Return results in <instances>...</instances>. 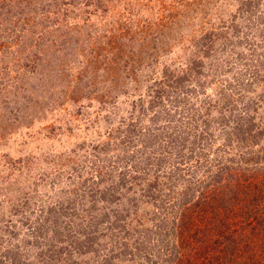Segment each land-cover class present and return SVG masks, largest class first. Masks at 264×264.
I'll use <instances>...</instances> for the list:
<instances>
[{
	"label": "rangeland",
	"instance_id": "1",
	"mask_svg": "<svg viewBox=\"0 0 264 264\" xmlns=\"http://www.w3.org/2000/svg\"><path fill=\"white\" fill-rule=\"evenodd\" d=\"M209 44L215 51L203 58ZM201 58L211 67L205 92L152 98L149 87L163 93L162 83L184 79ZM249 106L243 133L236 119ZM155 114L158 135L129 131L154 129ZM206 126L210 158L264 148L256 130L264 128V0H0V264H45L48 248H33L36 238L64 234L62 221L81 236L95 231L107 205L89 197V183L96 175L98 190L114 187L130 156L145 166L156 148L149 162L180 154L182 176L203 174L190 150ZM141 192L122 189L126 199ZM55 209L65 218H50ZM145 210L144 218L157 213L150 204L139 215ZM109 225L98 242L114 240ZM60 254L52 251L53 264L97 260L93 251Z\"/></svg>",
	"mask_w": 264,
	"mask_h": 264
},
{
	"label": "trees",
	"instance_id": "2",
	"mask_svg": "<svg viewBox=\"0 0 264 264\" xmlns=\"http://www.w3.org/2000/svg\"><path fill=\"white\" fill-rule=\"evenodd\" d=\"M201 49L205 52L203 58L209 56L212 50L215 51L210 44L209 47L203 46ZM203 58L193 60L187 66L184 79L174 78L169 79V83H162L163 93L155 90V85L149 87L150 95L154 96L152 98L168 99L175 92L189 99L200 96L205 92V79L211 69L208 66L207 70ZM182 101L185 102L184 99ZM177 102V99L173 101V108L177 107ZM151 103L154 107L159 106V103L154 101ZM249 110L250 106L245 109L244 115L240 113L241 118L236 119L237 128L243 133ZM158 115L155 114L151 119L155 125L154 129H145L143 125L136 124L131 125L129 131L141 129V137L154 133L158 135ZM248 122L251 128L256 127L254 122ZM135 123L136 121L133 124ZM206 130L207 126L205 132L194 138V147L190 150L195 153V168H200L203 174L193 171L182 176L179 172L180 166L186 163L184 156L183 160L178 161L180 154L174 158L164 153L163 157L149 162L159 153L158 149L154 148L145 166H141L138 160V163H135L132 156L126 158L114 187L98 190L103 183L102 178L99 180L98 176L94 175V181L90 182L87 188L89 197L93 196L95 202L98 198L107 205L99 209V213L104 215H97L99 219L96 220L95 231L81 236L68 228L67 221H62L65 225L64 234H58L52 229L51 236H44L41 241L36 238L33 248L44 244L48 248L46 254L40 255L43 263H57V260L52 258V251L64 253L68 257L75 254L82 256L93 251L97 252L96 264H264V148L255 151V156H251L252 150L241 151L238 159L234 160H224L223 157H218L219 155L210 158L204 152L211 148L213 134H207ZM256 130L261 138L264 128L257 127ZM255 137L258 136L255 134ZM182 140L186 142L188 137ZM173 142L178 144L176 140ZM160 146L161 144L157 147ZM130 164L132 166L128 169ZM150 175L154 181L150 179ZM164 178L167 180L161 184L159 179ZM124 187H128V191L140 187V197L147 201L142 204L141 198L126 199V193H122ZM137 200L141 205H153L157 211H154L153 218H144L147 210L139 215L141 205ZM55 217L57 220L65 218V213L57 214L55 209L50 218ZM126 221H130L129 224ZM104 222L110 224L108 232L110 237L112 235L114 238L112 242H98L106 235L103 233L107 227ZM144 222L153 226L143 227ZM98 231L100 234L96 236Z\"/></svg>",
	"mask_w": 264,
	"mask_h": 264
}]
</instances>
